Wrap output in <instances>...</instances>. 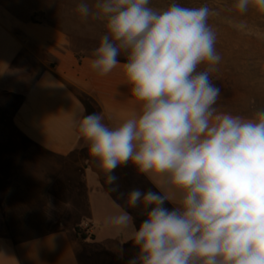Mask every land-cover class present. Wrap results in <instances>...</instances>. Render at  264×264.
<instances>
[{"label":"clouds","instance_id":"1","mask_svg":"<svg viewBox=\"0 0 264 264\" xmlns=\"http://www.w3.org/2000/svg\"><path fill=\"white\" fill-rule=\"evenodd\" d=\"M253 2L264 10V0H236L234 7L245 13ZM150 5L80 0L76 8L106 29L92 52V70L107 75L123 54L127 84L142 104L116 127L99 113L83 116L78 131L90 157L108 185L117 180L114 170L129 163L164 180L158 192L127 194L128 207H141L146 216L139 227L123 210L107 222L131 228L138 251L127 264H264V108L253 117L218 112L221 89L211 73L222 57L209 24L212 9L175 0L164 9Z\"/></svg>","mask_w":264,"mask_h":264},{"label":"crops","instance_id":"2","mask_svg":"<svg viewBox=\"0 0 264 264\" xmlns=\"http://www.w3.org/2000/svg\"><path fill=\"white\" fill-rule=\"evenodd\" d=\"M172 2L151 0L150 6ZM79 3L0 0V264H127L138 251L131 228L107 221L123 210L139 227L146 216L141 207H128L127 194L164 187L163 177L140 174L131 163L117 167V180L108 185L89 155L78 131L83 116L96 106L103 122L116 127L142 104L127 84L125 59L107 75L92 70V52L106 29L82 18ZM24 58L39 70L32 83L18 68ZM165 192L179 199L178 191Z\"/></svg>","mask_w":264,"mask_h":264},{"label":"rangeland","instance_id":"3","mask_svg":"<svg viewBox=\"0 0 264 264\" xmlns=\"http://www.w3.org/2000/svg\"><path fill=\"white\" fill-rule=\"evenodd\" d=\"M175 2L187 7L206 4L216 13L209 18V24L217 34L216 50L222 57L211 73L213 82L221 89L216 107L246 112L253 117L258 109L264 108V10L253 2L247 12L240 13L234 7L236 0ZM118 58L125 59L123 56ZM204 67L201 65V70ZM18 68L28 83L33 82L39 71L25 58ZM94 112L99 113L96 106Z\"/></svg>","mask_w":264,"mask_h":264},{"label":"trees","instance_id":"4","mask_svg":"<svg viewBox=\"0 0 264 264\" xmlns=\"http://www.w3.org/2000/svg\"><path fill=\"white\" fill-rule=\"evenodd\" d=\"M77 234H78V236H79L80 238H82V239H86V238H87V237L82 233V231H81L80 228L77 229Z\"/></svg>","mask_w":264,"mask_h":264},{"label":"built area","instance_id":"5","mask_svg":"<svg viewBox=\"0 0 264 264\" xmlns=\"http://www.w3.org/2000/svg\"><path fill=\"white\" fill-rule=\"evenodd\" d=\"M89 225H85V230L87 231V230H89Z\"/></svg>","mask_w":264,"mask_h":264}]
</instances>
